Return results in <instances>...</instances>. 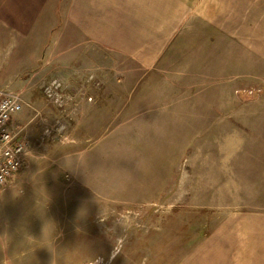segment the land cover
Here are the masks:
<instances>
[{"label":"rangeland","instance_id":"1","mask_svg":"<svg viewBox=\"0 0 264 264\" xmlns=\"http://www.w3.org/2000/svg\"><path fill=\"white\" fill-rule=\"evenodd\" d=\"M212 1L213 9L218 4L221 13L230 12L231 0ZM202 39L199 32L185 33L175 55L198 57ZM170 68L171 77L188 84L183 93L158 96L149 73L128 85L117 83L113 69L105 81L96 78L101 68L86 70L79 88L104 86L113 94L111 104L92 112L87 128L75 119L76 94L84 90L76 91L71 80H60L62 105L49 101L41 89L45 99L39 98L49 108L45 114L32 109L23 95L26 104L13 123L23 126L29 148L23 167L0 192V264L198 263L204 252L199 255L197 246L211 235L224 209H206L203 222L198 209L177 203L183 197L177 189L170 193V175L176 174V182L182 170L197 166L202 152L211 155L200 162L206 170L221 167L237 178L236 206L254 205L256 194L262 198L264 77L256 72L245 79L232 102L230 96H213L223 105L202 126L196 117L211 99L202 85L213 76L195 63ZM226 73L224 68L223 78ZM160 76L167 81L166 72ZM90 91L95 102L89 109L98 100L97 90ZM182 102L191 111H178ZM57 121L64 126L61 132L51 129Z\"/></svg>","mask_w":264,"mask_h":264},{"label":"crops","instance_id":"2","mask_svg":"<svg viewBox=\"0 0 264 264\" xmlns=\"http://www.w3.org/2000/svg\"><path fill=\"white\" fill-rule=\"evenodd\" d=\"M231 1L226 15L219 11L218 0L212 1L217 4L214 9L208 0H0V89L21 92L30 99L32 109L45 114L49 108L39 97L45 99L41 89L46 81L71 80L76 91L84 90L76 94L75 119L87 128L92 112L111 104L113 94L104 86L91 87L97 90L98 100L89 109L95 98L87 86L79 88L82 75H88L86 70L101 68L96 78L105 81L113 69L117 83L128 85L152 74L151 89L163 96L183 93L188 86L171 77L170 65L195 63L204 65L208 76H213L202 85L204 95L211 99L196 117L205 126L211 113L223 105L212 101L213 96H230L232 102L233 91L245 79L254 78L256 72L264 77V0ZM191 32L203 35L199 56H176L175 48ZM164 72L166 82L160 76ZM177 110L191 108L182 102ZM218 141L223 149V140ZM202 153L197 166L182 170L176 182V174L170 175V193L175 189L182 193L177 203L198 209L195 213L203 222L207 223L206 209H224L218 211L220 219L211 235L205 234L197 246L199 255L204 252L203 261L199 258L194 264H264V195L257 198L256 194L254 205L236 206L241 187L237 178L221 167L206 170L200 162L211 155Z\"/></svg>","mask_w":264,"mask_h":264},{"label":"built area","instance_id":"3","mask_svg":"<svg viewBox=\"0 0 264 264\" xmlns=\"http://www.w3.org/2000/svg\"><path fill=\"white\" fill-rule=\"evenodd\" d=\"M62 82L54 79L43 85L49 101L62 105L65 95L61 93ZM92 100V97L89 98ZM26 104L23 94L9 89H0V189L21 170L28 154L29 141L23 134V126L13 123V116ZM57 121L55 130L63 129ZM50 131L49 129L46 132ZM50 134V133H48Z\"/></svg>","mask_w":264,"mask_h":264}]
</instances>
